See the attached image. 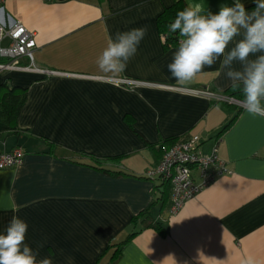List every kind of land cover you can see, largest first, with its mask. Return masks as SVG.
<instances>
[{
    "label": "crops",
    "instance_id": "0c3cea01",
    "mask_svg": "<svg viewBox=\"0 0 264 264\" xmlns=\"http://www.w3.org/2000/svg\"><path fill=\"white\" fill-rule=\"evenodd\" d=\"M176 1L189 2L0 5L2 25L19 22L34 33V64L58 73H0V102L10 89L24 95L15 129L0 130V152H24L21 165L0 169V231L13 215L24 219L26 243L42 245L40 258L53 264H239L247 254L264 259V117L173 89L115 82L126 78L219 95L230 87L218 63L188 84L171 76L167 65L178 45L164 47L157 19ZM199 2L215 13L233 0ZM136 28L147 32L126 71L101 73L97 58L109 38ZM194 135L205 155L220 137L218 154L229 172L172 214L170 187L145 172L164 147ZM146 209L159 227L131 224ZM133 232L110 260L113 245Z\"/></svg>",
    "mask_w": 264,
    "mask_h": 264
},
{
    "label": "clouds",
    "instance_id": "9594fccd",
    "mask_svg": "<svg viewBox=\"0 0 264 264\" xmlns=\"http://www.w3.org/2000/svg\"><path fill=\"white\" fill-rule=\"evenodd\" d=\"M253 3L248 9L242 0H233L213 13L199 0H189L169 24L180 39L167 68L178 83L188 84L218 63L230 87L241 92L245 111L264 117V0ZM146 32L136 28L110 37L97 58L101 73H124ZM28 229L24 219L12 216L0 231V264H53L49 257L40 258L42 245L33 248L26 243ZM239 264H264V259L247 254Z\"/></svg>",
    "mask_w": 264,
    "mask_h": 264
},
{
    "label": "built area",
    "instance_id": "2783aa9c",
    "mask_svg": "<svg viewBox=\"0 0 264 264\" xmlns=\"http://www.w3.org/2000/svg\"><path fill=\"white\" fill-rule=\"evenodd\" d=\"M43 1L61 2L64 0ZM3 2L4 0H0V5ZM35 47L34 33L26 30L21 23L16 22L9 27L0 23V73L20 71L47 76L58 74L34 64L32 54ZM23 59H27L28 63L23 64ZM115 82L128 87L141 84L173 89L244 108L242 101L222 94H214L207 89L159 85L126 78L116 79ZM219 142L220 137L215 140L210 153L205 155L199 149L200 139L197 135L177 141L169 147H164L158 163L146 170L147 178L159 179L170 187L172 214L176 213L187 200L196 197L203 189L211 185L218 177L229 172L219 157ZM23 158L24 152L21 147H16L9 152H0V169L17 167L22 164Z\"/></svg>",
    "mask_w": 264,
    "mask_h": 264
},
{
    "label": "trees",
    "instance_id": "16d2710c",
    "mask_svg": "<svg viewBox=\"0 0 264 264\" xmlns=\"http://www.w3.org/2000/svg\"><path fill=\"white\" fill-rule=\"evenodd\" d=\"M185 6L186 5L183 1H176L170 7L166 8L159 15L157 19V25L165 48H170L178 45L180 39L179 34L170 31L169 24L173 21L174 17L176 16V13L179 10H182ZM223 95L242 101L241 92L237 89H232L231 87H229ZM23 101H24V95L17 93V88L7 90L5 95L1 98V102H0V130L15 129V118L17 116V113L21 105L23 104ZM226 104L232 105L237 109H241L237 105L228 104V103ZM96 162L99 163L98 161ZM102 170L105 172H110V170H106L104 168H102ZM113 174H118V173H113ZM164 184L168 186V184L166 183ZM149 209L141 211L137 215L133 216L131 218V224L133 226L143 224V226L146 227H153V228L159 227L158 223L152 222V219L150 218L151 213ZM135 234L136 232L130 233L124 241L113 245L115 249L111 255L110 260H114L116 258L119 250L118 248L128 239L132 238Z\"/></svg>",
    "mask_w": 264,
    "mask_h": 264
}]
</instances>
